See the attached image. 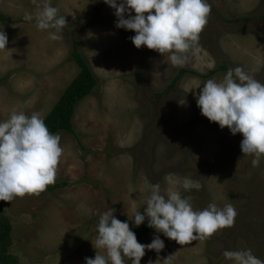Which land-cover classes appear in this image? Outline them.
<instances>
[{"label":"rangeland","instance_id":"1","mask_svg":"<svg viewBox=\"0 0 264 264\" xmlns=\"http://www.w3.org/2000/svg\"><path fill=\"white\" fill-rule=\"evenodd\" d=\"M50 2L68 23L59 41L24 20L37 10L33 0H0V13L9 19L0 22L9 40L7 51L0 50V121L13 111L46 119L81 72L74 50L99 86L76 107V134L58 133L64 151L54 184L65 187L50 190L52 184L38 195L0 201L18 264L95 258L99 216L113 209L115 218L139 230L147 219L139 227L133 219L144 211L149 183H159L162 194L179 189L166 182L169 173L201 182V190L183 193L191 195L194 210L231 203L238 215L232 227L186 245L154 230L144 244L159 235L165 248L146 250L141 264L173 254L171 264H233L223 253L248 249L264 260V158L253 167L254 157L240 150L242 135L210 122L196 99L208 79L223 80L227 72L206 78L220 66L242 67L264 83V0H208L201 52L184 67L173 66L167 53L137 49L130 39L135 32L118 29L115 10L103 0ZM183 68L193 73L169 89Z\"/></svg>","mask_w":264,"mask_h":264},{"label":"clouds","instance_id":"2","mask_svg":"<svg viewBox=\"0 0 264 264\" xmlns=\"http://www.w3.org/2000/svg\"><path fill=\"white\" fill-rule=\"evenodd\" d=\"M114 9L116 27L134 31L131 42L140 49L146 47L164 56L175 67H184L190 58L201 52L200 34L208 23L211 5L208 0H103ZM37 5L34 14L25 13L24 20L34 21L38 30L47 31L49 39H63L62 32L68 24L50 0H33ZM135 15H132V13ZM8 36L0 28V50L7 51ZM197 106L201 114L232 135L241 134L242 155L253 156V167L264 158V83L242 67L230 69L222 81L208 79L200 86ZM59 134H52L39 112L30 116L13 111L7 120L0 121V201L10 202L17 197L38 195L55 183L58 164L63 154ZM169 185H179L177 190L162 194L159 183L150 184L151 194L146 198L143 213L137 211L134 225L139 227L147 219L148 227L162 233L179 245L207 239L220 229L234 225L238 215L231 203L223 208L210 203L196 211L192 206V190L199 191V180L178 178L169 173ZM114 210L99 216L94 248L95 258H85V264H141L147 251L159 254L165 243L159 235L149 244H141L127 221L114 216ZM98 249L104 250L103 254ZM173 255L159 257L149 264H171ZM223 256L233 264H264L251 249L226 250Z\"/></svg>","mask_w":264,"mask_h":264},{"label":"trees","instance_id":"3","mask_svg":"<svg viewBox=\"0 0 264 264\" xmlns=\"http://www.w3.org/2000/svg\"><path fill=\"white\" fill-rule=\"evenodd\" d=\"M9 19L0 13V22H8ZM76 49V48H75ZM72 59L76 61L81 69L79 75L70 84L60 101L53 108L49 116L44 119L45 124L52 134H58L59 132H68L76 134L73 126V118L76 112V107L84 99L88 98L94 90L99 86L98 79L90 67L88 61L76 50H74ZM230 69L227 66H220L213 71L209 78L214 74L220 72H228ZM193 73L187 69H181L175 79L172 81L169 89L174 88L177 83L187 74ZM65 183H56L50 190H57L65 187ZM12 223L10 220L0 215V264H18L16 256L12 255L10 249L13 244L12 239ZM139 243L144 244L145 238L148 237L153 231V228L148 227V222L144 223L139 230H132Z\"/></svg>","mask_w":264,"mask_h":264}]
</instances>
